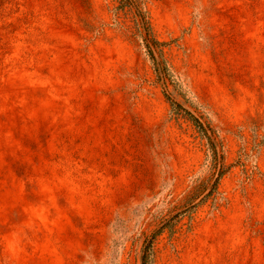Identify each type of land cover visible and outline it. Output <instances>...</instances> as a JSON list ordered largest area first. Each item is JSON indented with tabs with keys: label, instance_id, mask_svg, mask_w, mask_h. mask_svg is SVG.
<instances>
[{
	"label": "rangeland",
	"instance_id": "374dc122",
	"mask_svg": "<svg viewBox=\"0 0 264 264\" xmlns=\"http://www.w3.org/2000/svg\"><path fill=\"white\" fill-rule=\"evenodd\" d=\"M0 264H264V0H0Z\"/></svg>",
	"mask_w": 264,
	"mask_h": 264
}]
</instances>
